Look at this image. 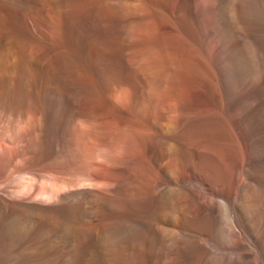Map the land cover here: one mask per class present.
<instances>
[{"label":"bare ground","instance_id":"1","mask_svg":"<svg viewBox=\"0 0 264 264\" xmlns=\"http://www.w3.org/2000/svg\"><path fill=\"white\" fill-rule=\"evenodd\" d=\"M232 2L0 0V264H45L47 228L37 234L34 216L51 211L38 205L60 202L56 213L81 217L95 179L115 174L101 172L102 158L135 145L146 156L123 174L162 177L152 244L173 241L177 232L163 226L174 227L182 207L192 232L207 234L191 232L206 254L196 264H264V84L255 87L264 82V24L243 14L249 39L225 50ZM196 73L216 80L203 90ZM198 91L208 100L181 112ZM65 181L82 187L63 199ZM197 204L203 216L192 217Z\"/></svg>","mask_w":264,"mask_h":264},{"label":"rangeland","instance_id":"2","mask_svg":"<svg viewBox=\"0 0 264 264\" xmlns=\"http://www.w3.org/2000/svg\"><path fill=\"white\" fill-rule=\"evenodd\" d=\"M250 8H252L257 14L254 15V13L252 12L251 13L252 16L249 15ZM229 14L231 16V19L233 17L232 22L234 21L235 26L233 27L234 28L233 35L231 36L229 40L226 41V43L223 46L225 50L227 51L233 50L238 45L242 44L243 41L247 42V40L250 37L249 32L246 31L245 29L246 26L242 27V23H241L243 22L241 20L242 15L245 14L246 18H250L251 21L258 22L259 24L263 25L264 24V7L258 8L254 6V0H233L231 4V8L229 10ZM219 58H220V53L214 50L212 53V60L214 62H218ZM196 78H197V81L201 89L203 90H206L207 86H209L210 83L216 80L215 77L213 78L212 81L211 79L207 77L205 79V76L199 75L197 73H196ZM263 84L264 82H262V84L261 83L257 85L254 84V86L256 85L255 87L259 88ZM207 96L208 95H205V92L198 91L195 95H192L191 98L186 101V103L185 102L183 103L184 106H181L180 111L182 112V110H184V107H187V105H191L194 107H198L202 105L206 99L208 100ZM179 116L181 118L185 117L183 113L182 114L180 113ZM128 154L129 155H126V154L122 155L124 157L117 156L119 157V159L114 158V160H112L114 163L112 161L108 162L107 157L106 159L102 158V161H100V164L98 165V167L102 168L100 170L103 173L105 172V170H106V173H108V171L114 172L115 173L113 175L114 178L111 177L108 180L105 177H102V178L97 177L98 179L97 178L95 179L94 183L96 184V187H95L96 190L92 189V191H89V193L86 195L85 197L86 201H84L85 203L83 205L85 210H83L81 217L80 215H59L58 213H56L57 212L56 209L59 208L58 204H60V202H57V201L56 202L58 204L54 202V203H51V205L47 204V206L38 205V208H43V209L46 208V211H48V209L51 211L49 215H47L48 214L47 213L43 216L40 214L34 216L35 219L37 220L35 222L37 234L40 231V229L47 228L45 229L47 230L46 231L47 236L46 238H44L43 241L45 243H49V246L46 248L47 252L46 254H44L45 255L44 258L48 259L49 257L50 260L48 259L49 261H46V259H44L45 264H196L197 262H200L201 260L202 261L205 260L204 257L206 256V254L201 251L197 252L196 248H198V245L192 242V236H191L192 230L189 228L188 225H186L185 215H183L184 208L182 207L181 209L177 210L176 211L177 213H175L176 215H174V217L176 216L173 220L174 223H176L174 224L175 226L169 227V225L167 224H164L163 226L164 228L166 227L168 230L171 229V230H174L175 233L177 232L173 241L171 240L172 242L170 241L166 242V245L164 248L162 247L159 248L155 246L154 244H152L151 236L153 232L157 229L158 225H160L158 221L153 219V213L155 210V203L157 202V192L158 191H157L156 185L162 180L161 179L162 177L159 176L154 171L155 173L151 172L148 174L147 178L143 180V181H146V180L147 181L143 183V181H139L137 179L134 180L135 178L127 176L126 174H123L122 170H124L127 167L138 165L144 160L146 156L145 146L143 147V145H135V147L130 151V153L128 152ZM105 160H107L106 161L107 163L105 162ZM101 162H104L105 164ZM186 172L187 174L191 175L190 173L192 171L187 168L185 173ZM118 176L120 177L119 179H118ZM121 178L124 180H122ZM156 180L159 182H157ZM62 182L64 183V181ZM62 182H59L60 184L58 183L57 184L58 186H60L58 190L59 189L61 190L62 188L61 192L65 194L63 199H65L68 191L79 189V186L82 185L80 183H78L79 184L78 185L77 182H72L73 183L72 184L71 181L70 183H68L69 181L67 182L65 181L66 184L64 185ZM173 182L177 184L178 179L177 178L175 180L173 179ZM123 184L124 185L130 184L131 186L132 185L134 186H132L133 189L130 191L121 192L119 191V188L123 186ZM67 185L69 187L68 189H67ZM71 186L74 188H72ZM146 186L148 187L146 188ZM220 186L221 185H219L218 187L220 188ZM109 189L111 191H109ZM120 192L121 194H118ZM209 192L212 195V191H209ZM88 195L90 197L89 198L90 200H87ZM115 195L118 197H116ZM59 201H62V200H59ZM201 208L202 206L200 207L199 204L195 205V207H193V210H192L195 215H190V216L192 217L203 216L202 215L203 208L202 209ZM178 219L181 220V221L179 220L180 223L178 222ZM69 224L70 226L68 227ZM43 225H46V227ZM66 227H68L67 228L68 230L66 229L67 231H65ZM108 227L109 229H107ZM67 232H69V234ZM100 233H102V235H100ZM192 234L194 237H199L201 235V233H197V232H192ZM96 236H100V237L97 238ZM102 236L103 237L105 236L104 239ZM65 237H66V241L64 240ZM201 237H202L201 239H203V237L204 238L207 237V234H203L201 235ZM94 241L96 245L94 244ZM105 241L107 244L105 243ZM109 242L110 244H108ZM65 248L67 249V251ZM41 249H42L41 246H38V251L40 252L38 257L43 255ZM61 249H63V251ZM151 250L153 251L154 255L151 253L152 252ZM191 251L196 252L195 255L190 256ZM66 254L68 257L67 256L65 257ZM60 256L62 257L60 258ZM106 257L107 258L109 257V258L107 259ZM21 259L22 258H20L19 262L18 260L14 259L17 261L16 263L13 262L14 260L10 261L8 259H6V262L9 261L7 264H13V263L26 264L27 263L25 262L27 261L26 259H22L23 263L21 262ZM38 261H40L39 264H41L43 260L40 259Z\"/></svg>","mask_w":264,"mask_h":264}]
</instances>
